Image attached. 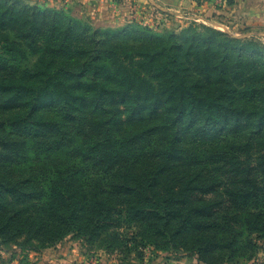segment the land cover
Returning <instances> with one entry per match:
<instances>
[{"label": "trees", "instance_id": "trees-1", "mask_svg": "<svg viewBox=\"0 0 264 264\" xmlns=\"http://www.w3.org/2000/svg\"><path fill=\"white\" fill-rule=\"evenodd\" d=\"M90 27L0 0V244L35 251L77 235L205 264L253 257V235L264 238V48L215 30ZM225 128L232 154L212 149Z\"/></svg>", "mask_w": 264, "mask_h": 264}, {"label": "rangeland", "instance_id": "rangeland-1", "mask_svg": "<svg viewBox=\"0 0 264 264\" xmlns=\"http://www.w3.org/2000/svg\"><path fill=\"white\" fill-rule=\"evenodd\" d=\"M22 1L25 5L35 7L38 10H52L54 12H62L63 14L71 18L80 20L82 23L89 25L86 21L73 16L71 12L72 4L69 8L68 0ZM50 16H48V19L51 18ZM202 17L209 22L207 24H204L202 22L188 21L184 25L176 24V22L165 24V22L163 21L168 19V17L165 16L162 20H159V22L164 23V26H162V28L160 26H156V22L153 23L154 21H152L150 25L148 23H145L146 25L131 24L125 25L120 28L128 26H139L141 28L147 27L157 34L174 33L176 35H191V32H195L196 34L204 35V38L207 37L206 34H208V31L215 30L216 32L226 33L229 36L235 37L240 41L241 44H246L247 42H255L260 47L264 48L263 32H261V34L259 35L253 34L246 31L245 28H236L235 30L231 31L228 30L225 26H219L213 23L210 18H207L204 15H202ZM97 29L105 30L104 28ZM97 29L94 27L91 28L92 31ZM8 32L11 35L15 34L11 30H8ZM41 41L42 37L40 36L38 40L39 46L41 45ZM74 44L84 48L90 47V43L86 40H77L76 42H74ZM28 52L30 53V51ZM33 56V53H30V57L25 63L26 65L31 66L33 64ZM224 130L225 131H223L222 134H219L220 139H216L214 142H212V149L222 150L227 154H232V150H230L227 143L231 142L234 138H236V136H234L233 131H228L227 128H225ZM186 142L191 143L190 138H188ZM204 146L205 145H199V150H202ZM29 150L30 154L34 153L35 145L33 143L29 144ZM32 158H35V155H32ZM252 239L256 244L253 257L245 260L235 257L234 261H228L229 263L225 262V264H236L235 262H238L237 264H264V238H259L257 237V235H253ZM34 246H38L35 251L18 249L12 244H0V264H48L53 260V263L51 262L50 264H205L200 260L197 254L176 248L161 250L159 248H156L155 246H146L142 248V246L138 245L137 247V245H133L130 251H123V253H121L120 251L110 252L105 247H100L98 243L90 244L83 242L77 235H69L60 243L51 248H39L40 245L36 243H34Z\"/></svg>", "mask_w": 264, "mask_h": 264}, {"label": "crops", "instance_id": "crops-1", "mask_svg": "<svg viewBox=\"0 0 264 264\" xmlns=\"http://www.w3.org/2000/svg\"><path fill=\"white\" fill-rule=\"evenodd\" d=\"M72 14L94 28H120L125 25L151 24L165 16V24L184 25L189 16H206L228 30L245 28L253 34L264 33V0H227L217 5L210 0H68ZM150 20V21H149ZM224 24V25H222ZM228 25V26H227ZM54 261V260H53ZM53 261H51L53 263ZM49 262L48 264H50Z\"/></svg>", "mask_w": 264, "mask_h": 264}, {"label": "built area", "instance_id": "built-area-1", "mask_svg": "<svg viewBox=\"0 0 264 264\" xmlns=\"http://www.w3.org/2000/svg\"><path fill=\"white\" fill-rule=\"evenodd\" d=\"M212 2H215L217 5H221V4H225V0H210ZM183 18L189 20V21H193V22H202L204 24H207L209 21L206 20L205 18H203L202 16H189L187 14H184L182 16Z\"/></svg>", "mask_w": 264, "mask_h": 264}]
</instances>
